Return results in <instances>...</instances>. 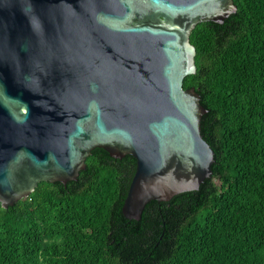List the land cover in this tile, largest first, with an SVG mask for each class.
I'll return each mask as SVG.
<instances>
[{"label":"water","instance_id":"95a60500","mask_svg":"<svg viewBox=\"0 0 264 264\" xmlns=\"http://www.w3.org/2000/svg\"><path fill=\"white\" fill-rule=\"evenodd\" d=\"M234 0H0V203L78 179L96 148L137 161L123 205L200 189L215 153L201 133L191 34Z\"/></svg>","mask_w":264,"mask_h":264},{"label":"trees","instance_id":"16d2710c","mask_svg":"<svg viewBox=\"0 0 264 264\" xmlns=\"http://www.w3.org/2000/svg\"><path fill=\"white\" fill-rule=\"evenodd\" d=\"M234 2L223 24L192 32L197 72L184 80L208 110L212 176L128 220L137 161L96 148L77 180L0 203V264H264V0Z\"/></svg>","mask_w":264,"mask_h":264}]
</instances>
